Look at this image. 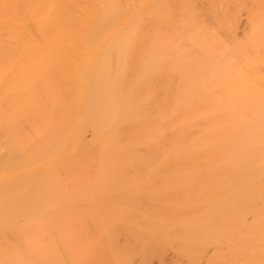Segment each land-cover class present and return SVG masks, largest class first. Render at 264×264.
<instances>
[{"label":"bare ground","instance_id":"bare-ground-1","mask_svg":"<svg viewBox=\"0 0 264 264\" xmlns=\"http://www.w3.org/2000/svg\"><path fill=\"white\" fill-rule=\"evenodd\" d=\"M0 264H264V0H0Z\"/></svg>","mask_w":264,"mask_h":264}]
</instances>
